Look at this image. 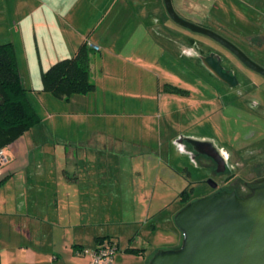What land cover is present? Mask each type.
<instances>
[{
  "label": "crops",
  "instance_id": "obj_1",
  "mask_svg": "<svg viewBox=\"0 0 264 264\" xmlns=\"http://www.w3.org/2000/svg\"><path fill=\"white\" fill-rule=\"evenodd\" d=\"M145 4L146 0H0V45H13L21 83L39 116L38 124L2 149L0 264H52L56 259L47 262L45 252L57 229L69 232L65 233L69 238H62L65 245L84 249L83 243L75 241L85 238L94 249L104 238L101 244L112 243L120 249L122 234L114 229L133 225L122 207L129 205L127 200L136 203L139 199L140 177L156 187L162 183V157L153 154L151 146L131 142L125 134L131 123L107 119L130 115L131 102L137 103L148 87L156 91L158 103L170 117L172 112L199 111L202 103L197 101H203L202 96L210 101L208 91L220 86L206 78L202 65L201 72L195 71L193 58L186 60L175 50L179 46L187 56L193 52L185 46L190 35L170 25L163 0H154L149 10ZM180 9L188 10L185 1ZM164 26L168 37L163 35ZM175 36H182L184 42L179 44ZM147 40L151 47L158 45V54L155 48L146 50ZM84 43L91 46L94 90L67 100L41 92V74L54 63L73 57ZM30 49L36 56L33 63L28 58ZM163 54L170 60L162 62ZM164 66L168 79L161 83ZM173 71H180L181 77ZM189 71L191 76H187ZM193 79L202 91L186 87ZM168 86L183 91L170 92ZM120 93L133 100L119 106L115 99ZM191 97L196 104L179 107ZM184 108L188 109L179 110ZM78 116L83 121L75 119ZM131 145L137 147L133 157ZM145 199L139 214L147 217L146 224L155 231L156 221L148 219L147 209L152 199L147 206ZM138 236L132 232L121 250L139 249Z\"/></svg>",
  "mask_w": 264,
  "mask_h": 264
},
{
  "label": "rangeland",
  "instance_id": "obj_2",
  "mask_svg": "<svg viewBox=\"0 0 264 264\" xmlns=\"http://www.w3.org/2000/svg\"><path fill=\"white\" fill-rule=\"evenodd\" d=\"M153 1L146 0L145 8L147 10L151 8ZM184 1L188 7L187 11L180 9L184 5ZM172 5L175 12L182 19L211 30L237 47L254 63L264 68V0H172ZM169 23L179 31H186L190 35L187 41L189 45L185 46H190L189 49L193 52L189 56L185 55L178 44L175 50L178 53H183L186 60L193 58L196 64H191V66L195 68V71H202L199 68V63H201L200 58L196 57L199 54L213 51L215 54H227L234 57L227 49L211 38L199 33H193L172 20ZM165 27L162 28L163 35L168 37L165 33ZM175 38L179 44H182L185 40L182 36H175ZM145 44L147 51L150 52L155 48L158 54V45L153 43L151 47L149 40ZM94 54L96 55V52ZM28 55L31 63H33L32 61L36 56L32 53V49L29 50ZM160 57H162V62L171 58L166 54ZM31 67L33 69V65ZM241 67L244 72L253 77L256 83L254 91H264V77L243 65ZM22 68L23 66L20 63L21 71ZM161 68L160 82L163 83L164 79H168L164 77L167 69L165 66ZM22 73L24 74L23 71ZM172 73L177 78L181 77L180 71H173ZM203 74L205 75V73ZM35 75L33 71V76ZM37 76L38 82L39 75L37 74ZM187 76H191L190 71L187 72ZM238 78L242 82V77L239 74ZM34 79L35 77H33L32 83L35 82ZM185 85L192 91L196 89L202 91L200 89L202 87L196 79L189 80L188 84ZM155 92L150 87L146 88L143 91L145 95H140L141 97L139 96L140 98L137 99V103L131 102L130 105H134V107L130 109V115H116L109 119L106 118L109 121L131 123L125 133L126 136L130 138L132 143L136 141L138 144L151 146L154 149L152 153H155L158 158L161 154V167L163 169L161 172L162 183L157 185V187L152 185L150 180L143 181L140 177L141 194H139V199H137L136 203L127 200L125 204L129 205L122 207L124 214L133 221V225H129L119 231L114 229L118 232L117 235L122 234L119 241L121 248L127 246L128 237L132 232L139 234L136 238V248H139L140 252L138 254L127 253L125 250L117 248L112 264H148L159 250L178 248L181 244L182 236L174 225V217L171 218V216L173 211L181 210L184 207L180 202V193L183 190H190L192 201L198 200L205 197L211 191L208 184L209 180L220 183V178L212 174L210 165L206 164L207 161L202 158H193L187 152V150L190 152L187 144H181L176 139L172 140L173 136L180 134L177 138L183 136L185 138L192 137L195 139L212 140L217 148L223 149L230 155V163L233 165L237 163V158L233 156V152L246 145H250L251 143L249 142H255L256 136H259V133H262L264 137V120L249 116L247 111L242 109L237 101L235 105H231L230 101L225 99L222 105V101H219V98L217 99V103L216 99L208 101L205 96H202L203 101H197V104L202 103V105L198 106L199 111H195L194 113H190L188 110L184 112H172V115L167 117L165 114L166 109L163 105H160V101L158 103ZM262 93L264 94V92ZM262 93H257L258 98L261 97L260 94L262 95ZM117 97L115 100L119 101V106H127L128 100H133V98L123 96L122 93L117 95ZM192 99L193 97L183 102L181 101L182 104L179 107L184 104L185 107L190 108L191 106L188 104H196ZM171 106L173 105L171 104ZM168 107L172 109V107ZM216 110H220L218 115H215ZM82 118V116H78L75 119L81 121ZM253 131H256V136L246 139L249 134H253ZM135 150H137V147L131 145L129 149L130 156H135L132 153ZM117 163L116 160V166ZM234 169L238 177L242 176L239 167ZM245 177L247 178L248 176ZM144 199L146 201L145 206L149 205L148 201L152 199V205L150 208L147 207V209L151 215L148 219L156 221L155 225L157 229L155 231L151 230L149 223L146 224V216L140 217L139 210L144 205ZM118 208L116 207V213L118 212ZM135 219H137V223L134 221ZM65 233L69 232H64L63 229L53 230V238L50 241L49 248L45 252V255L49 257V261L46 260V257L43 261L51 263L53 259H56L52 264H90V257L79 255L78 251L80 249L72 246L74 245L72 243L74 241H67L68 244H72L65 245L62 238L70 237L69 234ZM75 242L83 243L84 249L92 250L90 241L85 240V238L84 242Z\"/></svg>",
  "mask_w": 264,
  "mask_h": 264
},
{
  "label": "water",
  "instance_id": "obj_3",
  "mask_svg": "<svg viewBox=\"0 0 264 264\" xmlns=\"http://www.w3.org/2000/svg\"><path fill=\"white\" fill-rule=\"evenodd\" d=\"M163 3L176 24L211 38L249 68L264 75L263 68L229 41L182 19L175 12L172 0H163ZM216 70L221 72L217 64ZM192 144L202 148L210 145L203 140H194ZM208 184L216 188L212 180ZM173 222L182 235L180 246L159 250L148 264H264V186L253 189V194L246 198L237 197L233 189L193 200L176 213Z\"/></svg>",
  "mask_w": 264,
  "mask_h": 264
},
{
  "label": "flooded vegetation",
  "instance_id": "obj_4",
  "mask_svg": "<svg viewBox=\"0 0 264 264\" xmlns=\"http://www.w3.org/2000/svg\"><path fill=\"white\" fill-rule=\"evenodd\" d=\"M232 56L234 57L227 54H215L212 51L205 56V58L208 57V59H200L201 63H199V65H202L205 70V72L203 71L202 73H205L206 78L211 83L215 82L220 85L219 87H212L211 91H208V97L212 101L216 99L217 103V99L219 98V101H222V105L224 104L225 99L229 100L231 105H235V102L237 101L241 108L247 111L249 116L264 120V94L262 93L264 91H254L256 83L250 74L243 71L241 65L247 68L249 67L240 61L235 55L232 54ZM194 64L196 63L194 62ZM216 64L220 67L221 72L216 70ZM256 73L260 74L259 72ZM238 74L242 77V82L239 81ZM262 76L264 77V75ZM257 93H262V95L260 94V98H258ZM219 111L220 110H216L215 115H218ZM254 136H256V131H253V134H249L246 139ZM256 137L255 142H249L251 143L250 145H246L232 153L234 154L233 156H236L237 158V163L234 165L230 163V155L223 149L217 148L212 140H203L210 144L207 147H210L211 149L207 147L202 148L193 146L192 142L194 140L202 141V139H195L192 137L185 138L180 136L176 140L181 144H187L190 148V152L188 150L187 152L191 154L193 158L205 159L207 161L206 164L211 167L212 174L220 178V183L214 182L216 188H212L209 184L211 191L207 193L206 196L218 193L222 190L230 192L235 189L237 197L246 198L253 194V189L264 186V137L262 133H259V136ZM210 153H212V156ZM236 167L240 168V174L242 175L239 176L240 178L234 172V168ZM245 176L248 177L246 178Z\"/></svg>",
  "mask_w": 264,
  "mask_h": 264
},
{
  "label": "trees",
  "instance_id": "obj_5",
  "mask_svg": "<svg viewBox=\"0 0 264 264\" xmlns=\"http://www.w3.org/2000/svg\"><path fill=\"white\" fill-rule=\"evenodd\" d=\"M91 47L81 45L73 57L54 63L41 74V92L59 99L72 95H85L94 90L90 81ZM170 92L183 91L168 86ZM28 90L22 85L14 47L11 43L0 45V150L12 144L26 131L38 124L39 116L32 107ZM1 185V182H0ZM190 190L180 193V201H191ZM99 239L98 244L103 243ZM97 244V245H98ZM127 253L138 254V249H125Z\"/></svg>",
  "mask_w": 264,
  "mask_h": 264
},
{
  "label": "built area",
  "instance_id": "obj_6",
  "mask_svg": "<svg viewBox=\"0 0 264 264\" xmlns=\"http://www.w3.org/2000/svg\"><path fill=\"white\" fill-rule=\"evenodd\" d=\"M4 161L5 157L3 150H0V166L4 163ZM116 251L117 247L115 245L112 243H104L98 244V246L92 250L80 249L78 254L81 256H89L90 264H112Z\"/></svg>",
  "mask_w": 264,
  "mask_h": 264
}]
</instances>
